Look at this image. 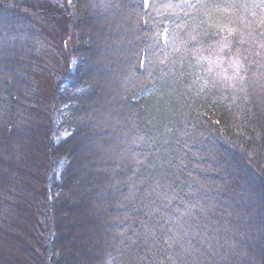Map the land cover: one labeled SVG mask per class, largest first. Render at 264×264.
<instances>
[{
  "label": "trees",
  "instance_id": "obj_1",
  "mask_svg": "<svg viewBox=\"0 0 264 264\" xmlns=\"http://www.w3.org/2000/svg\"><path fill=\"white\" fill-rule=\"evenodd\" d=\"M0 264H264V0H0Z\"/></svg>",
  "mask_w": 264,
  "mask_h": 264
},
{
  "label": "rangeland",
  "instance_id": "obj_2",
  "mask_svg": "<svg viewBox=\"0 0 264 264\" xmlns=\"http://www.w3.org/2000/svg\"><path fill=\"white\" fill-rule=\"evenodd\" d=\"M49 49V48H48ZM50 50V49H49ZM53 54H54V52H53ZM66 71V67H63V69H62V72L63 71ZM64 71V72H65ZM49 75V74H48ZM56 74H54L52 77H53V79L54 80H56V76H55ZM48 82V81H47ZM47 82L46 81H42L41 82V85H46L47 84ZM102 145L101 144H99V143H95L94 145L92 144L91 145V147H90V153L92 154V155H94V154H99V153H101V152H103L104 150H103V148L101 147ZM25 245L26 246H28V244H27V242L25 243ZM6 247H7V245H6ZM17 251V254H18V250H16ZM13 255H15V253L13 252L12 253ZM12 259L14 258V257H11Z\"/></svg>",
  "mask_w": 264,
  "mask_h": 264
}]
</instances>
